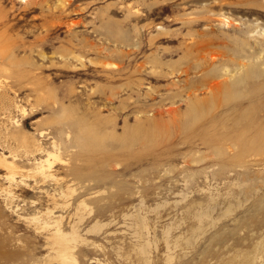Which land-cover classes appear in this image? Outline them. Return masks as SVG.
I'll use <instances>...</instances> for the list:
<instances>
[{
	"label": "rangeland",
	"instance_id": "obj_1",
	"mask_svg": "<svg viewBox=\"0 0 264 264\" xmlns=\"http://www.w3.org/2000/svg\"><path fill=\"white\" fill-rule=\"evenodd\" d=\"M28 8L0 0L13 58L0 67V156L25 172L45 157L26 153L18 129L47 148L61 129L97 139L71 148L58 179L10 183L0 162V264H57L40 224L55 219L88 238L78 264H264V164L245 141L250 107L264 124V89L244 79L249 65L264 72V0Z\"/></svg>",
	"mask_w": 264,
	"mask_h": 264
},
{
	"label": "bare ground",
	"instance_id": "obj_2",
	"mask_svg": "<svg viewBox=\"0 0 264 264\" xmlns=\"http://www.w3.org/2000/svg\"><path fill=\"white\" fill-rule=\"evenodd\" d=\"M17 1L20 3H25L26 5L29 6V8H30V9L28 8L29 11H33V10L39 9L40 7H43V3L47 0H17ZM226 20L228 21V19L226 17H223L222 21H226ZM1 43H4V44L1 45V49H0V67L2 68V70L4 72L5 70L8 71V67L6 65L13 63V58H12V54L10 51L12 49L10 47H7V43L5 41V35H0V44ZM243 45H244V43H243ZM204 59L211 62L212 64L216 63V56L206 57ZM3 75L5 78L9 77L8 72H5V74H3ZM219 75L220 74L217 71H213L212 76H214V78H217ZM262 77L264 78V72H261V70L256 68V66H254V65L247 66V73H246V77L244 79L246 80L247 84L250 85L249 86L250 88L254 87L255 91L263 90L264 89V83L258 84V83L253 82L254 79L262 78ZM260 80H262V79H260ZM255 84H258V85L254 86ZM8 85H10V84H8ZM219 86H220V83L217 82V83H214L212 85H209V88L213 90ZM228 89L232 92L233 88L230 85L228 87ZM189 91H190V89H189ZM257 110H259V107L254 105V106L250 107L248 109V111H246V119L249 122V124L247 126H248V128L253 127V129H252V131L250 129H248V132L250 133L249 134L250 139L245 140V141H247V145L250 147V153L248 152V155L259 157L256 161H257L258 165L262 166L264 164V124L262 122H258V118H256ZM23 112H24V110H23ZM250 121L252 122L251 124H250ZM45 130L46 129H43L39 133V135L43 138H47L49 136V133L46 132ZM18 132L20 134L17 135V139L25 146L26 153L34 154V153L40 152V153H44L45 157L42 156L43 158H40L39 160L36 159L38 161L36 162L35 168L33 169L32 172H25V171L19 170V167H21V165H19V163H17L15 158H14V160H11L8 157H5L4 155L0 156V162H2L4 164V166L6 167L5 178L10 183H14L15 181L17 182L18 177H21L22 182L24 181V179H23L24 177H30V176H32L35 179H37L38 176L43 178V179H45V178L58 179V175H57L56 171L54 170V168L58 164H64V165L68 166L71 163V160H72L71 158L73 157L72 154H70L71 148H73L75 146L81 147L82 145L87 144V143H94L95 139H97V134H95L91 130H89V133L86 132V130H84V132H86L85 135H84V133H82L81 135H73V131L68 130V129H61L60 137H58V138L52 137L54 139L50 142L49 148H47V147H44V143H42L39 139H35L32 142L20 129H18ZM226 149H227V147H226ZM67 155H71V157H68ZM235 160H237V159H235ZM243 163H242V165H243ZM239 165H241V164H239ZM26 173H28V174L26 175ZM260 175H261L260 176L261 180L264 181V169L260 170ZM248 178H249V176H248ZM249 179H251V178H249ZM67 188H68L67 193H65V192L63 193L65 195L69 194V193L73 194L77 190V188L75 186H71V184L68 185ZM7 191L9 194H12L11 188ZM83 208L84 209L88 208V204L85 202H82L81 204H79L78 211L82 210ZM46 213H45V215H46ZM51 216L52 215H50L48 218H50ZM40 218L35 217L33 219L39 220ZM33 219H32V221H33ZM43 223H44V226H43L44 229H47L48 233L50 234L51 244H52V247L54 249L53 260H56L57 264H78V259H77L75 249L78 247L79 243H84L88 240V238L82 234L78 225L74 224L72 226L71 231H66V229L63 226V222L61 221V219H55L52 222L51 221H44V222H41L40 224L43 225ZM143 224L145 225V223H143ZM97 226H99L98 223H96V225H94L92 228H90L88 232L96 230ZM48 237H49V235H48ZM50 255H52V254H50Z\"/></svg>",
	"mask_w": 264,
	"mask_h": 264
}]
</instances>
